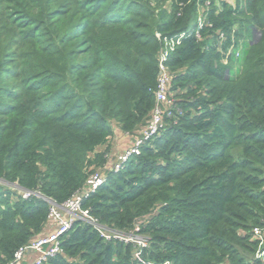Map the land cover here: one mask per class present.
Listing matches in <instances>:
<instances>
[{
  "label": "trees",
  "instance_id": "trees-1",
  "mask_svg": "<svg viewBox=\"0 0 264 264\" xmlns=\"http://www.w3.org/2000/svg\"><path fill=\"white\" fill-rule=\"evenodd\" d=\"M182 33L170 114L113 172L115 132L140 137ZM99 171L81 208L145 246L76 221L42 264H264V0H0V264Z\"/></svg>",
  "mask_w": 264,
  "mask_h": 264
},
{
  "label": "built area",
  "instance_id": "built-area-1",
  "mask_svg": "<svg viewBox=\"0 0 264 264\" xmlns=\"http://www.w3.org/2000/svg\"><path fill=\"white\" fill-rule=\"evenodd\" d=\"M202 28V20L198 19L195 36L199 37L198 31ZM189 34L182 33L171 39L164 40V48L159 55V73L157 78V87L155 90V104L152 109L151 117L146 127L142 130L139 138H135L130 146L123 152L118 154L114 159L111 170L118 172L123 164L135 154H138L140 146L149 139L155 137L162 128L163 115H169V108L172 106V100L168 97V89L170 83V75L167 68L164 66V61L170 52L176 46H179L183 39ZM222 36V35H221ZM230 47L225 55L231 53ZM237 56V54H236ZM225 63V62H224ZM105 181V176L99 171L91 174L85 182L82 190L75 193L70 199L61 205L49 202L48 214V232L38 237L31 242L28 246L20 248L14 255V259L10 264H42L47 258L60 252L59 242L60 238L66 233L72 224L76 221L83 222L93 229L97 230L102 238L106 241L117 240L123 243H132L137 248L145 246L143 237L137 234V229L133 232L123 233L114 230H109L103 227L98 221L90 216L88 210L81 208L83 198L87 197L90 193L95 191ZM40 196L37 193L23 192L22 197L28 198L29 196ZM253 239L258 241V249L254 254V259L263 260L264 250V219L263 226L252 229ZM135 258L139 259V253H135Z\"/></svg>",
  "mask_w": 264,
  "mask_h": 264
},
{
  "label": "crops",
  "instance_id": "crops-1",
  "mask_svg": "<svg viewBox=\"0 0 264 264\" xmlns=\"http://www.w3.org/2000/svg\"><path fill=\"white\" fill-rule=\"evenodd\" d=\"M113 140H114L113 143L115 144V146H119L122 149L128 148L131 141H132V139L127 137L125 134H120V133H116V132H115Z\"/></svg>",
  "mask_w": 264,
  "mask_h": 264
},
{
  "label": "rangeland",
  "instance_id": "rangeland-1",
  "mask_svg": "<svg viewBox=\"0 0 264 264\" xmlns=\"http://www.w3.org/2000/svg\"><path fill=\"white\" fill-rule=\"evenodd\" d=\"M226 1L229 2V3H232V2H233V0H226ZM257 35H258V34L255 33V38L251 40V44L257 42V40L259 39V35H258V36H257ZM239 42H240V41H239ZM223 61H224L225 63H227L225 59H224ZM116 133H117V132H116ZM113 150H114V151L116 150V146L113 148Z\"/></svg>",
  "mask_w": 264,
  "mask_h": 264
}]
</instances>
